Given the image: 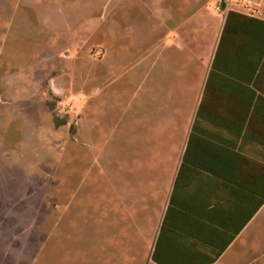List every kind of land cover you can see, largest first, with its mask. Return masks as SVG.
<instances>
[{"label": "crops", "instance_id": "crops-1", "mask_svg": "<svg viewBox=\"0 0 264 264\" xmlns=\"http://www.w3.org/2000/svg\"><path fill=\"white\" fill-rule=\"evenodd\" d=\"M223 5L151 4L139 33L123 38L117 24L100 32L95 88L89 57L69 46L70 36L60 51L76 53L59 55L57 28L42 57L0 59V96L8 99L0 123L21 122L19 141L48 123L71 128L72 142L81 122L113 139L112 177L99 187L103 264H159L156 249L160 264H217L229 253L244 264L247 237L264 240V205L249 218L250 171L264 170V26L254 22L264 16ZM67 100L77 101L76 115L62 108ZM9 142L0 147V187L22 175L11 157L23 154L16 136Z\"/></svg>", "mask_w": 264, "mask_h": 264}, {"label": "rangeland", "instance_id": "rangeland-1", "mask_svg": "<svg viewBox=\"0 0 264 264\" xmlns=\"http://www.w3.org/2000/svg\"><path fill=\"white\" fill-rule=\"evenodd\" d=\"M183 1L188 5L189 0H0L1 63L6 65L17 54L23 64L24 60L42 57L43 40L48 42L51 30L57 28L58 51L62 52L59 55L67 59L68 54L75 52L71 48L74 45L80 50V58L88 56L87 70L91 74V86L95 88L93 72L101 56L100 32H108L117 24L123 38L134 35L139 33L140 24L151 16L148 11L151 4L173 6ZM231 6L264 16V1L253 6L236 3ZM50 14L57 15L55 22ZM73 20L78 24L72 27ZM65 36L73 40L66 53L60 51L61 39ZM12 66L18 68L16 64ZM0 101L3 103L0 108L7 107L6 96H0ZM76 102L67 100L62 108H72V114L76 115L77 108L73 107ZM13 122L3 118L0 123V147L8 149L9 137L15 135L16 142L12 144H19L23 154H11L13 164L19 162L23 169L31 170L20 169V182L9 180L6 186L4 181L0 187V264H103L99 255L102 235L99 187L112 177L109 167L113 164V154L109 146L113 139L98 137L93 123L82 127L81 122V131L72 142H69L71 128L62 125L53 130L48 123L40 126L36 138L26 134L29 140L19 141L21 122ZM40 162L41 169L35 172ZM261 217L264 221V209ZM254 236L247 237L251 250L249 259L241 257L247 259L244 264H264V240ZM236 258L229 253L226 260L217 264H236Z\"/></svg>", "mask_w": 264, "mask_h": 264}, {"label": "trees", "instance_id": "trees-1", "mask_svg": "<svg viewBox=\"0 0 264 264\" xmlns=\"http://www.w3.org/2000/svg\"><path fill=\"white\" fill-rule=\"evenodd\" d=\"M221 8L224 9L223 4H221ZM234 16H236V14L230 12L228 14L227 22H229V20ZM254 22L258 23L259 25L264 26V22H261L259 20H255ZM256 110H257V107L255 108L253 115L255 114ZM250 174H251V184L249 188V192H250V203H249L250 204V217L249 218L251 220L255 216V214L259 211V209H261L264 205V170H261L258 175L256 173H253V171H250ZM243 226H245V223ZM236 234L234 235V238ZM153 260H155L156 262L160 264V261L158 260V249L155 250Z\"/></svg>", "mask_w": 264, "mask_h": 264}, {"label": "built area", "instance_id": "built-area-1", "mask_svg": "<svg viewBox=\"0 0 264 264\" xmlns=\"http://www.w3.org/2000/svg\"><path fill=\"white\" fill-rule=\"evenodd\" d=\"M264 0H219L220 4L231 5L232 3L240 4V5H249L253 6Z\"/></svg>", "mask_w": 264, "mask_h": 264}]
</instances>
